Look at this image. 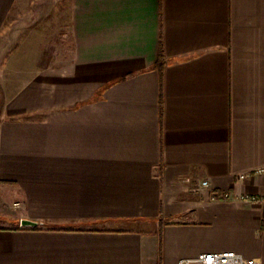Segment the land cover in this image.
Listing matches in <instances>:
<instances>
[{"label":"crops","instance_id":"crops-1","mask_svg":"<svg viewBox=\"0 0 264 264\" xmlns=\"http://www.w3.org/2000/svg\"><path fill=\"white\" fill-rule=\"evenodd\" d=\"M0 40V264H264V0H0Z\"/></svg>","mask_w":264,"mask_h":264},{"label":"built area","instance_id":"built-area-1","mask_svg":"<svg viewBox=\"0 0 264 264\" xmlns=\"http://www.w3.org/2000/svg\"><path fill=\"white\" fill-rule=\"evenodd\" d=\"M264 170H256V174H260ZM249 174L239 175L238 179H245ZM202 187H207V182L201 183ZM220 198L222 200H227L229 198L228 193H223L220 197L213 195V199ZM241 201L245 202H264V194L261 195H244L239 197ZM177 264H261L258 260L244 258L241 255L233 251H224L220 253H202L197 255L193 259L180 260Z\"/></svg>","mask_w":264,"mask_h":264},{"label":"rangeland","instance_id":"rangeland-1","mask_svg":"<svg viewBox=\"0 0 264 264\" xmlns=\"http://www.w3.org/2000/svg\"><path fill=\"white\" fill-rule=\"evenodd\" d=\"M14 34V31L11 30L10 31V39L12 40V37ZM4 41L0 40V111H1V107L4 103L5 100H7V98H9V96L14 92V90H16V88H18L19 84L25 80L22 79L20 76H23L25 74V62H21V63H17L19 64L18 66H21V70H19V67L15 68V63L12 61H4L2 60V58H8L9 54H8V49H13V46H3ZM26 49H28V47H25ZM50 48V47H49ZM6 49V50H4ZM51 49V48H50ZM55 49L57 50H61V45L59 42V45L57 44L55 46ZM26 52H29V50H27ZM21 64V65H20Z\"/></svg>","mask_w":264,"mask_h":264},{"label":"water","instance_id":"water-1","mask_svg":"<svg viewBox=\"0 0 264 264\" xmlns=\"http://www.w3.org/2000/svg\"><path fill=\"white\" fill-rule=\"evenodd\" d=\"M20 225L21 227H36L41 224L34 222V221H30V220H21Z\"/></svg>","mask_w":264,"mask_h":264},{"label":"trees","instance_id":"trees-1","mask_svg":"<svg viewBox=\"0 0 264 264\" xmlns=\"http://www.w3.org/2000/svg\"><path fill=\"white\" fill-rule=\"evenodd\" d=\"M160 66H161V63H159L158 67H160Z\"/></svg>","mask_w":264,"mask_h":264}]
</instances>
